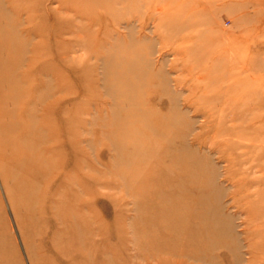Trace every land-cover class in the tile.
<instances>
[{
  "label": "rangeland",
  "instance_id": "obj_1",
  "mask_svg": "<svg viewBox=\"0 0 264 264\" xmlns=\"http://www.w3.org/2000/svg\"><path fill=\"white\" fill-rule=\"evenodd\" d=\"M0 264H264V0H0Z\"/></svg>",
  "mask_w": 264,
  "mask_h": 264
},
{
  "label": "bare ground",
  "instance_id": "obj_2",
  "mask_svg": "<svg viewBox=\"0 0 264 264\" xmlns=\"http://www.w3.org/2000/svg\"><path fill=\"white\" fill-rule=\"evenodd\" d=\"M42 156H43V151L41 150V151H40V156H39V157L42 158Z\"/></svg>",
  "mask_w": 264,
  "mask_h": 264
}]
</instances>
